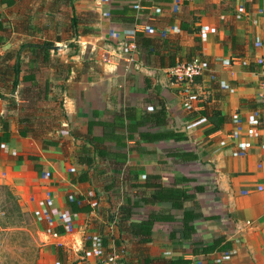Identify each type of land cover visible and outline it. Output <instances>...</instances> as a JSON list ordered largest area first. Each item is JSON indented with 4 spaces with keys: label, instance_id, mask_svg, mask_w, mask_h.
Listing matches in <instances>:
<instances>
[{
    "label": "crops",
    "instance_id": "1",
    "mask_svg": "<svg viewBox=\"0 0 264 264\" xmlns=\"http://www.w3.org/2000/svg\"><path fill=\"white\" fill-rule=\"evenodd\" d=\"M137 32L155 41L149 65ZM197 53L212 67L186 98L166 57ZM5 57L0 185L45 227V262L120 248L123 264H264V0H0ZM160 187L194 200L174 208ZM218 238L227 253L192 254Z\"/></svg>",
    "mask_w": 264,
    "mask_h": 264
},
{
    "label": "trees",
    "instance_id": "2",
    "mask_svg": "<svg viewBox=\"0 0 264 264\" xmlns=\"http://www.w3.org/2000/svg\"><path fill=\"white\" fill-rule=\"evenodd\" d=\"M246 7V6H245ZM72 22L74 23V18L72 19ZM230 30V34L228 36V39L230 40L231 44L234 45L236 43V35L234 33V26H231L228 28ZM195 42H199V38L195 37ZM155 41L149 37L144 36L142 33H135V47L137 51L141 54L145 64L149 65L153 62V58L155 55L154 48H155ZM34 47H39L42 50H45L47 52L48 50L51 49L52 44L50 43H44L38 46ZM198 56L190 57L188 59L182 60L181 58L177 59L175 54H172L168 57H166L167 61V67L172 68L178 63L181 62H190L194 59H198L201 62L204 63L206 70L204 73L208 72V70L211 69V58L203 56L201 53H197ZM47 55H45V58ZM161 61L160 64L161 66H164L162 61L164 60L163 56H160ZM7 59L5 58H0V98H3V94L1 93V88L7 85V80L9 79L8 75L13 74L14 75V80L12 81V85H16L17 81L16 78L18 77V70L16 67L17 62H15L13 65L9 66V64L6 63ZM195 80H198V76L195 78ZM194 80V81H195ZM163 110L161 109L159 113H162ZM212 115L218 117V120L220 121L219 125L223 123L224 117H222L219 113V111L212 110ZM207 112H205L206 114ZM3 129V134L0 136V144L2 142L7 141L8 139V134H7V125L3 124L2 125ZM173 137L179 138L178 135H173ZM157 200H167L172 203V206L174 208H180L183 204L184 201L186 200H194V197L190 194H187V191L185 189H180V188H162L160 187L159 190L156 191L154 194ZM196 206V204H195ZM74 209V208H73ZM81 210V209H80ZM190 216L193 218L197 217L196 214L190 213ZM163 218L161 217H154L151 216L149 219L142 221L139 225H137L140 229L141 232L148 237L150 235V228L152 224L156 221H161ZM119 244H115V246H118ZM196 246V247H195ZM232 247V243L230 241L225 240L224 238H218L214 240L211 244L205 245V244H194V247L192 249V254L195 256H200V255H208L212 253H219V254H224L227 253ZM148 263H153L156 262L157 264H189L187 261L183 259H179L176 261H171V260H166V259H150L147 260Z\"/></svg>",
    "mask_w": 264,
    "mask_h": 264
},
{
    "label": "rangeland",
    "instance_id": "3",
    "mask_svg": "<svg viewBox=\"0 0 264 264\" xmlns=\"http://www.w3.org/2000/svg\"><path fill=\"white\" fill-rule=\"evenodd\" d=\"M36 215L26 213L12 190L0 185V264H51L44 261Z\"/></svg>",
    "mask_w": 264,
    "mask_h": 264
},
{
    "label": "built area",
    "instance_id": "4",
    "mask_svg": "<svg viewBox=\"0 0 264 264\" xmlns=\"http://www.w3.org/2000/svg\"><path fill=\"white\" fill-rule=\"evenodd\" d=\"M138 8V5H135ZM255 19L253 23H256ZM123 51L126 53H132L133 46H127L126 44L121 45ZM206 67L203 62L198 59H194L190 62H181L172 68H169L167 74L171 80V83L178 87L183 95L190 96L192 94V87L194 85V80L197 76L204 73ZM258 93L259 100L264 107V78L259 82ZM59 220V218H58ZM53 237H57L58 233L54 232L51 234ZM77 264H123V251L120 248H112L106 254L99 256L96 260H88L82 258L77 262Z\"/></svg>",
    "mask_w": 264,
    "mask_h": 264
}]
</instances>
